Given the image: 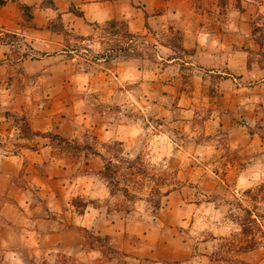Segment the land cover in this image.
<instances>
[{
	"label": "clouds",
	"instance_id": "1",
	"mask_svg": "<svg viewBox=\"0 0 264 264\" xmlns=\"http://www.w3.org/2000/svg\"><path fill=\"white\" fill-rule=\"evenodd\" d=\"M17 3L0 264H264V0Z\"/></svg>",
	"mask_w": 264,
	"mask_h": 264
},
{
	"label": "crops",
	"instance_id": "2",
	"mask_svg": "<svg viewBox=\"0 0 264 264\" xmlns=\"http://www.w3.org/2000/svg\"><path fill=\"white\" fill-rule=\"evenodd\" d=\"M21 6L17 3V0H0V21H3L6 25H15L21 16V13H25ZM29 12V9H27ZM31 19V16H28Z\"/></svg>",
	"mask_w": 264,
	"mask_h": 264
},
{
	"label": "trees",
	"instance_id": "3",
	"mask_svg": "<svg viewBox=\"0 0 264 264\" xmlns=\"http://www.w3.org/2000/svg\"><path fill=\"white\" fill-rule=\"evenodd\" d=\"M21 9L25 12V14H26V12H27V6H21Z\"/></svg>",
	"mask_w": 264,
	"mask_h": 264
},
{
	"label": "rangeland",
	"instance_id": "4",
	"mask_svg": "<svg viewBox=\"0 0 264 264\" xmlns=\"http://www.w3.org/2000/svg\"><path fill=\"white\" fill-rule=\"evenodd\" d=\"M28 14V10H27V12H26V15Z\"/></svg>",
	"mask_w": 264,
	"mask_h": 264
}]
</instances>
